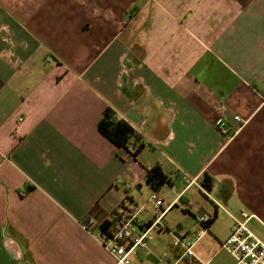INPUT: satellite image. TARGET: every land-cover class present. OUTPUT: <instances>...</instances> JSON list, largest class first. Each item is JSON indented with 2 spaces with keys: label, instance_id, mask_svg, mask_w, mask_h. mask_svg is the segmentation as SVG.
I'll list each match as a JSON object with an SVG mask.
<instances>
[{
  "label": "crops",
  "instance_id": "obj_1",
  "mask_svg": "<svg viewBox=\"0 0 264 264\" xmlns=\"http://www.w3.org/2000/svg\"><path fill=\"white\" fill-rule=\"evenodd\" d=\"M200 212L219 250L236 220L264 222V0H0V264H115L89 216L174 247ZM148 236L131 264H189Z\"/></svg>",
  "mask_w": 264,
  "mask_h": 264
},
{
  "label": "built area",
  "instance_id": "obj_2",
  "mask_svg": "<svg viewBox=\"0 0 264 264\" xmlns=\"http://www.w3.org/2000/svg\"><path fill=\"white\" fill-rule=\"evenodd\" d=\"M236 121H240L238 116ZM219 130L226 134L228 132L224 123L218 124ZM186 186H190L196 180L190 179L187 176L183 177ZM155 203V208L160 212L159 218L163 215L160 208V200L156 195L152 196ZM159 218L155 222L158 223ZM195 221L199 224V232L195 236H188L187 234L174 238V245L182 249V260L189 264H203L194 254V244L196 240L207 233V223L212 220V216L207 213H197ZM103 224L102 220L94 216H89L82 222V227L88 232L95 229L100 230V241L103 248L113 256L115 264H131L130 257L134 254L135 249L142 245L146 237L151 233L153 225L149 226L141 234H136L133 225V218L117 220L113 228L106 232L101 231L100 227ZM221 248L226 250L234 259V264H264V242L255 235L247 226V219L236 220L232 226L230 235L224 242L221 243Z\"/></svg>",
  "mask_w": 264,
  "mask_h": 264
},
{
  "label": "rangeland",
  "instance_id": "obj_3",
  "mask_svg": "<svg viewBox=\"0 0 264 264\" xmlns=\"http://www.w3.org/2000/svg\"><path fill=\"white\" fill-rule=\"evenodd\" d=\"M181 222L183 224V227L181 230L180 229L176 230L175 237H180V235L185 234V233H187L188 236H191L192 230L195 226L192 217L187 214L186 216L182 217ZM263 223L261 222V220H253L252 222H249L248 225L250 229L252 228L255 234L264 241V224ZM218 226L220 228L219 231L222 234L227 232L228 220L226 216L223 215V217L219 218ZM157 232L159 231H156V230L152 231L150 235L148 236V238L150 236L151 237L153 236L154 238L155 236L158 237ZM172 236L173 235L169 234L167 231H163L160 233V236L158 238H155L153 240L157 246H160L161 248L164 249L163 252H168L171 254L174 252H178V249H180V247L177 245L173 247ZM219 247L220 245L218 244V242H215L214 238L211 235L207 234L205 237H202L195 244L194 253L203 262H207L210 259L209 264H233V259L231 255L224 249L219 250ZM181 253H182V249H181ZM132 256L133 255H131V257Z\"/></svg>",
  "mask_w": 264,
  "mask_h": 264
},
{
  "label": "trees",
  "instance_id": "obj_4",
  "mask_svg": "<svg viewBox=\"0 0 264 264\" xmlns=\"http://www.w3.org/2000/svg\"><path fill=\"white\" fill-rule=\"evenodd\" d=\"M98 129L119 148H126L130 139L135 135L131 125L125 120L118 118L110 109L104 111L103 117L99 121ZM140 148H142V145L139 146L138 150ZM137 151L132 155L135 156ZM167 181L168 177L164 174L159 165H154L146 171V182L150 184L154 190H158ZM203 186L208 189L210 188V180L208 182L207 176L204 177ZM212 222L213 220L207 223V228ZM109 225V222L102 224L100 227L101 231L106 232L110 229Z\"/></svg>",
  "mask_w": 264,
  "mask_h": 264
}]
</instances>
